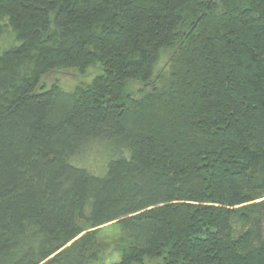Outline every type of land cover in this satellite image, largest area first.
<instances>
[{
    "label": "trees",
    "instance_id": "16d2710c",
    "mask_svg": "<svg viewBox=\"0 0 264 264\" xmlns=\"http://www.w3.org/2000/svg\"><path fill=\"white\" fill-rule=\"evenodd\" d=\"M8 35L0 264H264V0H0Z\"/></svg>",
    "mask_w": 264,
    "mask_h": 264
},
{
    "label": "rangeland",
    "instance_id": "374dc122",
    "mask_svg": "<svg viewBox=\"0 0 264 264\" xmlns=\"http://www.w3.org/2000/svg\"><path fill=\"white\" fill-rule=\"evenodd\" d=\"M13 44V37L10 35L3 37L0 40V53L3 52L7 47ZM16 44V43H15ZM171 50H166L162 53L160 60L156 66V71H159L164 68L165 64H167V60ZM100 74V70L98 67H94L88 70L85 74H80L76 70H66L60 69L55 70L50 73H47L42 79V85L46 88L57 85L60 89L67 92H73L76 89L84 88L89 85L93 79ZM143 84L139 82L130 83L126 89V94H135L139 89H141ZM107 146L99 145L97 143L92 144L87 147L82 155L75 158L72 163L73 165L79 167H85L86 170L99 171L101 170V166L103 164V160L107 155L108 150ZM119 230L116 227H111L105 231L103 235V240L106 243H112L114 239L118 237ZM111 250L105 253L106 258L110 255ZM114 261L117 260V255H114Z\"/></svg>",
    "mask_w": 264,
    "mask_h": 264
}]
</instances>
